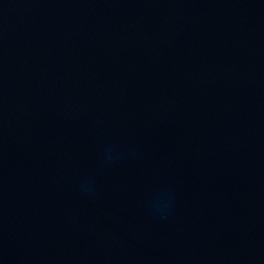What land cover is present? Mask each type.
Returning a JSON list of instances; mask_svg holds the SVG:
<instances>
[{"label": "water", "instance_id": "1", "mask_svg": "<svg viewBox=\"0 0 264 264\" xmlns=\"http://www.w3.org/2000/svg\"><path fill=\"white\" fill-rule=\"evenodd\" d=\"M0 264H264V0H0Z\"/></svg>", "mask_w": 264, "mask_h": 264}]
</instances>
